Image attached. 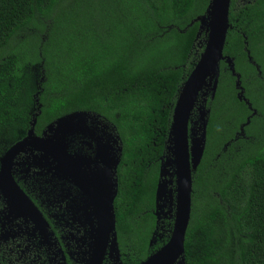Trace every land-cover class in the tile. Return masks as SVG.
Masks as SVG:
<instances>
[{
	"label": "trees",
	"instance_id": "obj_1",
	"mask_svg": "<svg viewBox=\"0 0 264 264\" xmlns=\"http://www.w3.org/2000/svg\"><path fill=\"white\" fill-rule=\"evenodd\" d=\"M86 1L0 0V140L23 137L33 117L36 130L80 110L114 122L124 145L119 238L137 232L146 245L173 108L207 39L194 19L210 0H89L85 12ZM229 21L224 54L257 112L222 60L205 104L186 264H264V0H231ZM243 124L248 137L225 148Z\"/></svg>",
	"mask_w": 264,
	"mask_h": 264
},
{
	"label": "flooded vegetation",
	"instance_id": "obj_2",
	"mask_svg": "<svg viewBox=\"0 0 264 264\" xmlns=\"http://www.w3.org/2000/svg\"><path fill=\"white\" fill-rule=\"evenodd\" d=\"M238 2L242 4L244 0ZM37 95L34 94L36 103ZM201 102L193 110L194 120L199 116ZM252 109L257 112L253 106ZM79 112L84 114L72 119L73 126H65V172L52 154L26 145L13 157L10 176L4 174L0 180V264H93L97 242L103 238L99 229L109 224L112 212L116 218L117 248L112 249L111 236L102 264H141L168 242L176 211L175 166L167 167L170 181L166 197L158 202L155 193L153 227L146 245L137 232L121 242L116 202L123 141L114 122L86 110ZM52 122L37 130L35 123L34 135L53 137L57 125L50 128ZM31 127L17 140H0V172L5 168V154L28 135ZM61 132L62 128L57 130L58 135ZM243 137H248L244 124L225 143V148L232 140ZM167 145L160 157V168L168 153ZM159 180L160 170L158 183ZM169 194L174 196L172 203ZM141 225L142 231H148L145 220Z\"/></svg>",
	"mask_w": 264,
	"mask_h": 264
},
{
	"label": "water",
	"instance_id": "obj_3",
	"mask_svg": "<svg viewBox=\"0 0 264 264\" xmlns=\"http://www.w3.org/2000/svg\"><path fill=\"white\" fill-rule=\"evenodd\" d=\"M230 6L231 0H210L205 13L194 19V21L199 22V32L205 29L207 39L204 50L180 88L174 105L167 145V151L170 152V155L166 156L165 166L163 163L161 165L160 180L156 190V198L159 202L160 199L166 197L165 183H163L162 178L164 177L166 183L170 181L164 171H168L167 167L173 164L176 174L174 227L168 242L141 264H186L185 238L192 211L193 172L199 166L204 155L210 114V109L205 104L208 100V91H211L212 98L215 96L222 60L227 63L232 74L236 77L235 85L239 90L237 97L240 100H245L252 109L251 102L244 94L241 74L236 70L233 57L224 54L227 32L230 27ZM248 55L249 59H252L250 51H248ZM199 96L202 97V102L198 107L199 116L194 120L192 114ZM253 113H256V110ZM80 114H84V112L73 111L52 122L49 127L52 128L57 125L56 134L48 139L34 135L35 118L28 135L11 147L3 157L2 161L5 168L4 170L2 168L0 172V180L4 178V174L10 176V163L13 157L26 145L41 148L48 154H52L55 160L60 162V169L65 172V128L68 126L71 128L73 126L72 119ZM60 128H62V132L58 135L57 130ZM118 162L119 157L114 161V165L116 166ZM7 165L8 167H6ZM169 198L172 203L174 196L169 194ZM98 234L103 238L97 242L93 264H102L111 236L112 249L117 248L116 218L113 212L109 224L104 227L101 226Z\"/></svg>",
	"mask_w": 264,
	"mask_h": 264
},
{
	"label": "rangeland",
	"instance_id": "obj_4",
	"mask_svg": "<svg viewBox=\"0 0 264 264\" xmlns=\"http://www.w3.org/2000/svg\"><path fill=\"white\" fill-rule=\"evenodd\" d=\"M84 1H86V0H84ZM89 0H87L85 3H84V6H83V8H84V11L85 12H88V10H89ZM90 19V18H89ZM89 21V20H88ZM88 21H87V23H88ZM84 23V22H83ZM85 24V23H84ZM98 28H100V29H102V26L100 25V23L98 24ZM28 35L30 34V31H29V33H27ZM22 36V35H21ZM22 39L23 40H27L26 39V37H25V35L24 36H22ZM24 47V46H23ZM193 136V135H192ZM191 136V137H192ZM195 136V135H194ZM170 153L168 152L167 154H166V156L167 155H169ZM166 156H165V158H164V160H163V166H165V159H166ZM168 170V169H167ZM164 173H165V175H168L169 174V170L168 171H164ZM163 183H165V185H164V189L167 191V185H168V183H166V181H165V179H164V177H163ZM164 198V197H163ZM159 210H161V205L159 206V209H158V211Z\"/></svg>",
	"mask_w": 264,
	"mask_h": 264
}]
</instances>
